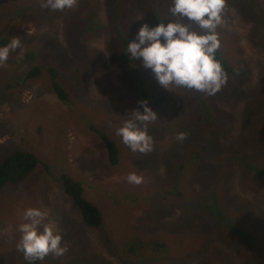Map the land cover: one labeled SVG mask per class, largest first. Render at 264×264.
Here are the masks:
<instances>
[{"label":"rangeland","instance_id":"rangeland-1","mask_svg":"<svg viewBox=\"0 0 264 264\" xmlns=\"http://www.w3.org/2000/svg\"><path fill=\"white\" fill-rule=\"evenodd\" d=\"M159 1L127 0L128 9L123 18L135 21L157 7ZM162 1L170 6V0ZM104 2L98 0L99 9L85 29L73 32L72 25L84 19L76 14L81 0L69 9L75 13L71 11L63 18H56L53 15L55 11L41 7V0H0V18H11L10 30L4 32L1 23L0 30L5 36L19 37L22 41L21 48L13 51L6 64L0 66V160L16 149L32 151L41 160L27 179L0 189L1 263L28 264L23 253L17 250L20 233L16 228L24 222L25 209L43 207L49 212V219L56 221L67 251L61 257L49 255L36 264H264V247H259L264 244L261 237L264 233L261 231L259 235L261 244H255L252 237L235 242L236 235L222 222L223 227L217 224L216 229H220L217 232L198 233V241L195 237L193 247L181 258L179 252L187 248L188 241L181 239L180 247L172 237L176 238L179 231L196 234L200 224L195 219L201 213L191 215L194 222L177 224L176 219L184 213L185 202L167 204L171 202L169 198L177 195V171L179 164L184 163L186 148L194 141L204 145L207 139L208 135L204 134L199 135V140H194L197 125L209 130L211 122L218 121L215 129L217 138L222 144L229 141L226 146H232L223 149L226 155H231L227 158L232 157L231 150L238 144V139L246 141L247 144L243 141V146L248 145V148L244 153L236 160L231 159V166L237 167V171L239 161L251 160L264 150V39L259 31L264 28V0H227L226 3L221 27L238 34L240 55L245 61L240 67L247 66L250 70L249 80H241L242 76L237 73L232 77L237 86L243 81V95L234 100L215 99L219 108L217 112L231 115V125H226L222 119L219 121L220 114L194 117L193 99L185 88L168 91L151 75L160 96L159 101L154 99L149 103L158 113L160 122L149 128L155 147L147 154L132 152L117 135V129L128 118L126 112L133 108L126 94L130 95L134 85L130 80L123 81V73L113 63L112 47L115 43L112 38L115 37L107 30L113 14ZM10 6L14 16L9 15L13 14L8 12L7 7ZM40 8L44 9V18L37 22V18L31 16ZM19 13L22 15L16 20ZM161 16L169 17L170 13L164 10ZM243 18L251 19L244 21ZM222 44L225 49H230L229 43L222 41ZM29 53L33 56L27 58L25 54ZM98 53L105 58L112 84L108 82L106 72L101 78L100 73L96 74L87 66L86 57L93 54L99 58ZM126 56L131 57L126 51L120 52L122 61ZM115 58L119 59L116 55ZM53 64L60 70L68 101L60 100L51 88L50 74L45 71ZM35 65H40L45 71L37 78L27 79V72ZM228 82L222 91L227 87L234 91ZM151 94L155 96L157 91ZM94 128L105 131L119 143L122 155L118 165L109 164L106 150ZM179 132L187 133L182 142L175 139ZM45 164L49 165L50 171ZM215 168L220 170V167H210L204 178L211 176ZM199 171L198 164L192 174ZM132 172L143 176L141 184L128 182L127 177ZM62 173L82 182L87 199L103 213L102 226L85 224L80 211L63 189L60 182ZM186 175L184 173L182 179ZM232 178L235 189L230 185L228 190L236 192L233 193L238 196L239 211H246L248 217L251 216L244 220L262 224L264 199L260 201V195L261 191L264 192L263 186L259 187L257 182L246 185L244 170L239 182L236 174ZM218 182L222 185L220 180ZM226 188L223 194L229 197ZM255 214L257 216L253 217ZM173 222L179 227L163 235L165 227L159 224ZM156 226L162 228L158 233ZM132 231L137 233L134 236L137 244L139 237L144 242L140 246L142 255L133 256L128 252L126 242L133 238ZM159 236L169 238L164 250L155 249V238L158 237L159 242L165 241ZM151 257L155 259L151 260Z\"/></svg>","mask_w":264,"mask_h":264},{"label":"trees","instance_id":"trees-1","mask_svg":"<svg viewBox=\"0 0 264 264\" xmlns=\"http://www.w3.org/2000/svg\"><path fill=\"white\" fill-rule=\"evenodd\" d=\"M104 3L106 4L105 7L107 6L109 8V11L113 14L112 18H109V26L107 27L108 32H110L115 37L112 38L113 43H115L112 47V57L114 59L113 63L115 64L116 68L118 70H121V72L123 73V81L130 80L129 82L134 85V88L130 92V95L129 93L126 94L131 101V105H133L132 109L139 107V102L142 100H146L148 103L150 101H153L154 99V101H159V89L155 85H153V82L151 81V75L153 74H150V69L145 68L142 64V61L140 60L135 61V64L137 66L134 67L131 57L126 56L124 61H122L120 58V52L125 53V51L127 50V40L130 41L135 38L136 32L144 22H148L151 25L157 24L159 22L157 17L162 18V12L164 10H168L169 7L166 6L164 1L161 0L159 1L158 6L149 13H143L141 11L143 13H141L142 19L135 18L136 20L134 21L133 18H123L125 16V12L128 9L127 0H105ZM7 9L9 13L14 12L11 6L7 7ZM98 9V0H81V5L78 9L79 11L76 14L78 15V18L84 19L77 25H72V31L78 32L85 29V25ZM65 10L55 11V13L53 11L54 17L63 18L72 11L69 9ZM43 11L44 9L40 8L36 11V14L32 15L31 17L37 18V22H40V20L44 18ZM83 12H87V14H83ZM9 15L14 16L15 13ZM21 15V13L16 15V20L20 19L17 17ZM248 19L251 18H243L244 21ZM252 19H255V21L257 20L256 18ZM0 23L2 25V30L7 33L10 30L11 18H0ZM193 27H195V25H193ZM263 29H259V31L261 32V37L264 39V36L262 35ZM218 32L220 34L221 41L230 44V49H225L223 44H221V48L217 52V57L221 60L223 68L228 76L227 81H229L228 83L232 85L234 91L227 87L225 91L220 90L219 93L212 96L206 95L202 92H197L195 90L186 89V91H188V95L193 99L192 115L194 117L201 118L203 114H207L209 116L220 114L219 121L220 119H222L223 123L230 126L231 115H226L220 111L217 112L219 108L217 106V100L215 101V99L218 98L219 100H234L236 97L243 95L245 92L243 91V87L241 88V85L244 86L243 81H240L239 85L237 86L235 78L232 79V77L233 74L237 73L238 75L242 76L241 80H249L250 70L247 66L240 67V65L244 64L245 61L240 55L241 51L239 50L240 44L238 40V34L230 30L223 29L221 26L218 28ZM11 39L12 38H10L9 36H5V34H3L0 30V46L9 43ZM78 45L81 46L80 44ZM98 55L99 58L93 54L87 56V66L94 72H96V74L100 73L101 78H104L103 73L106 72V77L109 79L108 82L111 83V76L107 73L109 67L105 62V58L101 53H98ZM115 55L119 59L115 58ZM25 56L29 58L32 57L33 54L29 53L25 54ZM43 71H45L44 68H42L40 65H35L31 67V69L27 72L26 78H37L42 74ZM45 72L50 74L49 82L51 84V88L59 97V99L62 101H68V92L61 82L60 70L58 66L53 64L50 67H47ZM154 90L157 91V94L155 96H152L151 92ZM255 94H257V92H255ZM127 114L129 115V113ZM233 121H235L234 115ZM159 122L160 120L153 122L149 126V128L156 127ZM217 123L218 121H212L209 130L201 129L198 125L196 126L195 132L193 134L194 140H199V138H201L199 135L204 134L208 135L207 139L204 145L202 143H198V141H194L191 146L186 148L184 163L179 164V171H177V174L179 173L178 180L175 183L178 189L177 195H175V197L173 198H169L171 202L167 203L173 204L176 201H180L181 203L185 202V204L183 205L184 213L179 216L178 219H176V221L178 220L177 224H185L186 222L190 221L194 222V220L191 218V215L194 213H201V216H197V218L195 219L200 224V228L196 230V234L188 235L184 231H179V235L176 238L172 237L174 242L177 243V245L180 247L182 246V244H180L182 243L181 239H186L188 241L187 248H184L179 252L181 258H183V255H187L185 253L189 248L193 247L195 237V240L198 241V233L201 232L204 234L212 230L217 232L218 230H220L216 229L217 224L221 226V222L228 229L230 228L229 230L231 231V233L233 232L236 235V238L234 239L235 242L237 241V239L246 240L247 237H252V241L255 244L262 243V241L259 239V235H261V231L264 233V228L262 227L264 226V222L260 225H257L255 222H251L249 220L250 223H246L244 218L249 219L251 218V216L248 217V213L246 211H243V213L239 211L240 205L238 196L233 193L235 192L234 190L230 193V191L228 190V186L232 185V188L235 189V186L232 182V176L236 174V178L238 177L239 182V177L242 173V170H244L247 178V180H245L246 185H252L257 182L259 187L263 186L262 188H264V150L259 151V153L251 160L244 159L239 161V169L237 171V167L236 169L232 168L231 159L233 158L236 160L238 158V155L244 153L245 149L248 148V145L243 146V141L245 143L246 141L243 138L238 139V144L233 145V148L231 150L232 157L227 158V156L231 155H226L223 149L231 148L232 146H226L229 141H226L225 144H222L221 141H219V139L217 138L215 133V129L218 125ZM94 130L106 150L109 164L112 166L118 165L122 155L119 143L105 131L95 128ZM243 161L244 163H241ZM39 163H41L39 157L34 152L28 150L16 149L15 151H12L11 153L5 155L0 160V189L9 185H17L20 182L24 181L33 173ZM198 164L200 165V171L196 175H193L192 170ZM45 165L46 168L50 171L49 165ZM210 167H220V170L215 168L213 169L211 176L204 178V173L207 172ZM184 173H187V175L184 179H182V175ZM218 180L222 182V185L218 182ZM60 182L62 183L65 193L71 198L75 207L80 211L85 224L89 227L102 226L104 223L103 213L97 206L92 204L87 199L85 195V188L82 182L68 173L61 174ZM225 188L230 193L229 197L223 194V190ZM168 194H170V192H168ZM263 199L264 192L261 191L260 201H262ZM167 209H170V206H167ZM261 213L264 215V210H262ZM257 214H255L253 217H256ZM159 225H161L162 228L163 226L165 227L162 232L163 235H165L166 232H173L179 227L178 225H174V222L169 225ZM159 227L160 226H156V229H158ZM162 228L158 229L157 233L160 232ZM135 234L137 233H135V231H132L133 238L129 239L126 243H128L127 245L129 246L128 252L133 256H138L142 255L143 249L140 246L144 244V242L140 241L141 238L139 237V242L137 244L136 237H134ZM261 237L264 239V236L261 235ZM161 239H165V241L159 242L158 237L154 239L156 243L155 249L157 248L164 250V248L168 246L169 238L162 236ZM204 241L206 240H201V242ZM259 247H264V244ZM150 259L154 260L155 258L151 257ZM0 264H2L1 261Z\"/></svg>","mask_w":264,"mask_h":264},{"label":"clouds","instance_id":"clouds-1","mask_svg":"<svg viewBox=\"0 0 264 264\" xmlns=\"http://www.w3.org/2000/svg\"><path fill=\"white\" fill-rule=\"evenodd\" d=\"M77 2L41 0V7L64 11L74 8ZM226 3L227 0H170L169 17H157L159 22L155 25L144 22L135 38L127 40L126 52L130 54L133 66H137L136 60L142 61L157 83L168 91L185 88L215 95L228 80L217 57L222 44L218 28L224 23ZM21 44V39L14 37L0 46V66L6 64L10 54L21 48ZM139 105L126 112L128 118L117 129V135L132 152L147 154L155 147L149 126L159 116L146 100L140 101ZM186 136L187 133L179 132L175 139L182 142ZM143 179L135 172L127 177L134 185L141 184ZM23 220L16 228L20 233L17 250L23 253L28 264L43 262L49 255H64L67 248L62 244L63 235L56 221L49 219L46 209L29 207L23 212Z\"/></svg>","mask_w":264,"mask_h":264}]
</instances>
